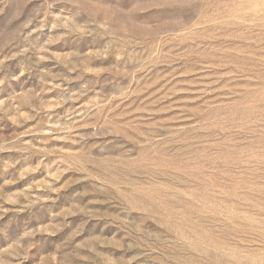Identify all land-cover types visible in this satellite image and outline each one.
<instances>
[{
  "label": "rangeland",
  "instance_id": "rangeland-1",
  "mask_svg": "<svg viewBox=\"0 0 264 264\" xmlns=\"http://www.w3.org/2000/svg\"><path fill=\"white\" fill-rule=\"evenodd\" d=\"M0 264H264V0H0Z\"/></svg>",
  "mask_w": 264,
  "mask_h": 264
}]
</instances>
